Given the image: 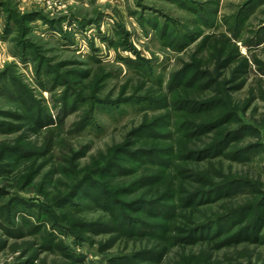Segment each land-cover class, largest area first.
<instances>
[{
	"label": "rangeland",
	"instance_id": "obj_1",
	"mask_svg": "<svg viewBox=\"0 0 264 264\" xmlns=\"http://www.w3.org/2000/svg\"><path fill=\"white\" fill-rule=\"evenodd\" d=\"M132 61H140V68ZM198 70L207 76L192 80ZM218 82L224 83L223 94L213 90ZM76 92L88 102L59 121L61 101L72 103ZM24 94L39 110H48L54 124L38 127L37 109L29 108ZM162 96L177 108L185 99L228 101L229 108L199 111L194 116L198 121L230 109L235 113L230 123L210 127L195 141L175 134L171 126L158 129L167 134L165 141L155 137L159 148L180 143L171 160L183 169L178 179L193 175L186 179L187 191L199 189L194 176L200 174L214 183L249 180L227 198L224 192L215 196H221L217 201L201 202L197 197L193 201H199L197 205L177 208L195 223L216 217L226 225L235 222L231 230H223L212 241L176 244L130 236L127 226L119 230L102 199L80 194L74 204L53 207L71 186L68 174L57 171L47 178L53 169L63 170L76 158L79 168L93 170L101 159L115 158L114 149L136 151L146 146L149 139L132 135L145 122L179 114L146 103H125L119 109L95 106L90 111L94 98ZM88 113L92 124L80 129ZM242 124L252 128L230 138L222 155L191 154L189 159L192 150L206 148ZM15 147L20 151H13ZM239 152L247 153L238 156ZM118 160L131 171L102 179L111 180L109 185L120 191L116 198L153 199L156 188L146 191L148 185L123 193L129 183L149 173L128 155L119 154ZM159 171L165 179L172 169ZM0 189L5 192L0 200V264H111L152 249L165 252L160 263L145 255L136 264H264V0H0ZM158 191L161 195L164 186ZM13 198L29 205L20 203L21 210L8 215L3 206ZM41 205L55 213L41 217ZM240 208H249L245 219L236 215L226 219L227 211ZM61 215L69 226L104 223L114 229L73 231L58 225ZM243 226L247 237L238 244H220ZM209 232L206 236L215 229Z\"/></svg>",
	"mask_w": 264,
	"mask_h": 264
},
{
	"label": "trees",
	"instance_id": "obj_2",
	"mask_svg": "<svg viewBox=\"0 0 264 264\" xmlns=\"http://www.w3.org/2000/svg\"><path fill=\"white\" fill-rule=\"evenodd\" d=\"M238 21L240 19L238 18ZM241 22V21H240ZM239 22V23H240ZM239 23H237L238 27ZM164 28V27H163ZM241 29V28H240ZM238 30V28H237ZM165 29H163V32ZM192 37V36H191ZM183 42L187 38L186 36L183 37ZM131 64V61H130ZM133 67L140 68V61H132ZM206 77L207 72L206 71H196L194 74L192 80H195L197 77ZM215 82V81H214ZM213 82V83H214ZM192 83V82H189ZM215 84V83H214ZM223 82H218V87L213 89L214 92L224 93L223 88L221 85H223ZM189 85V84H188ZM213 85V84H212ZM175 87V86H174ZM173 87V88H174ZM8 90V89H7ZM67 93V92H66ZM77 93V92H76ZM75 94V93H74ZM69 94H66L65 96H68ZM72 94H70L71 97ZM77 95L73 98V102L69 103V100H62L60 103L61 109L58 112L57 118L59 121H63L62 119L69 113V111L74 112L78 110L82 105L86 104L88 100L86 98H79ZM69 97V98H70ZM23 101L27 102L29 105V108L37 109L36 115L37 119L35 121V124L38 127L47 126L50 124H54L55 120H53L51 114L48 112V110H43V108H38L35 104H32L30 98H26V95L24 94L22 96ZM66 98V97H65ZM147 98V97H133V98H118L117 100H99V98H94V104L90 107V111L95 109L96 107H103L104 109H119V106L121 104H140L146 103V106L151 107H164V108H171V110L177 111L179 114L171 115L165 114L163 116H157L149 122H145L142 124L138 129H135L133 132V137H145L143 141L148 140V143H146V146H141L143 148H138V150L130 151L126 150L125 148H120L121 150H113L112 152L115 153L112 159L103 158L100 162H97L95 164L96 168L91 170V168H79V165L75 163L74 158L71 161L68 162V167L63 168V170L53 169V172H50L46 175V177H50L51 175H55V173L62 172L63 174H68V178L71 180L69 191L61 195L55 202L53 207H67L71 204L75 203V199L80 195H85L86 197L90 196L94 199H97L98 201L102 199V202H104V209L111 214H113V217L116 219L117 228L121 231H124L127 226L128 229V235L130 236H136V237H147V238H153L155 241L159 240H165L168 242L173 243H179V244H186V243H197L199 241H205V240H214L221 236L223 233H225V229L231 230V226H233L234 223H230L229 225L224 224V222L219 220L217 222V217L214 219H206L200 222H194L193 218L189 217H183L180 212H178L177 208L179 207H186L191 205H197L196 202L194 204V198L199 197L201 202H210V201H217L219 197L215 198L216 195L220 193H225V195H222L223 197H229L233 192H235L237 189L240 190L244 186H247L250 182L247 178L239 177L235 178L233 180H226L222 182L214 183L210 180L209 176L207 174H200L194 176V181L200 183V187L198 190H194L195 192L187 191V188L189 186V182L186 181V179H190L193 177L191 176H184L183 179L180 178V173H183V169H179L178 166H175L172 164L171 155L179 152L181 149L180 143L178 140L176 142H173L174 147H168L166 149L159 148L157 143H155V137L157 136L159 141H165L167 134H162L158 132V129L162 127H168L171 126L175 129L174 133H184L187 138H190V141H195L196 139H201V137L205 136L206 130L211 128H218L223 125H226L230 123L233 120V117L235 113L232 112L230 109L229 111H222L217 112L219 114H216L213 118L210 120H196L195 115L199 114V111H214L218 107H226L229 108L228 101L222 99V100H205L204 102H199L197 100L192 99H185L182 100L180 103L181 108L175 107L176 104H172L168 101L167 96H162V98ZM153 104V105H152ZM152 105V106H151ZM98 109V108H97ZM188 110V111H187ZM186 112V113H185ZM190 113H192L190 115ZM194 113V114H193ZM197 113V114H196ZM91 113H88L86 115L85 120L81 122L80 129H85L92 123L90 122ZM192 116V117H190ZM176 118V119H175ZM175 119L173 122L171 120ZM59 122V123H61ZM167 125V126H166ZM252 127L249 125L242 124L239 128H234L231 130L226 131L222 137H219L216 141H214L212 144L208 145L206 148L201 150H192L190 152V156L188 155L189 159L191 158V154H195L196 157L201 158L205 157L207 154H211L214 156H220L223 154L222 147L227 145L230 138L233 136H237L243 131L247 129H251ZM185 131V132H183ZM145 132H150V134L146 137L144 136ZM173 133V134H174ZM13 151H20L19 147L13 148ZM122 151L121 153H119ZM241 152V151H240ZM239 152L238 156H242V154ZM119 154H125L128 155V157L133 158L135 161H140V163L144 166L145 170L149 173L146 176H141L135 181L129 183L126 188L124 189L125 192L123 193H133L138 188H142L148 185V188L146 191H150L151 189L156 188V193L154 194V198H136L131 202H122L118 200L116 197L120 194V191L116 189V187L110 186L109 182L111 180H107L105 182L102 181L104 178L105 180L107 178H115L117 175L121 173H126L131 171L129 168H124L122 164L119 163L118 155ZM26 157H28L29 153H24ZM33 155V154H32ZM163 155L166 157L164 158ZM229 155V154H228ZM30 156V155H29ZM120 159V158H119ZM132 160V159H131ZM160 167H163L166 171L167 169H172L170 171V175L164 179L162 171H159ZM38 171V170H36ZM164 186L165 191L159 195L157 194L159 191L158 189ZM236 187V188H235ZM235 188V189H234ZM93 189H96L97 191H93ZM147 193V192H146ZM5 194L3 190L0 189V200L2 196ZM204 198V200H203ZM168 201H171L170 203H167ZM101 202V201H99ZM20 203L27 204V202L22 201V199L13 198L12 200H9L6 206L3 207L6 208V212L8 215L14 214L18 212L20 209ZM8 205V207H7ZM185 205V206H184ZM32 207V206H27ZM23 209V208H22ZM75 209V208H74ZM249 208H243L239 209L237 211L229 210L226 214V219L230 218L231 215H236L235 217H241V219H245L247 212ZM253 209V208H252ZM39 215L43 217L44 214L50 213V215L54 214L53 210L49 209L44 205H41L38 207ZM50 211V212H49ZM131 213H140L145 214V217H142L141 215L132 216ZM9 217V216H8ZM59 222L58 225L60 227H65V224L63 222V215L58 216ZM182 218L183 221L179 222L178 219ZM244 221V220H241ZM251 223V222H249ZM70 229H74V227L77 228H83V227H90L91 229L95 228H101L103 230H113V226H109L108 224L104 223H87L83 222L80 225H68ZM231 227V228H230ZM68 228V229H69ZM215 229V232L211 236H206L208 230L210 232ZM73 230V231H74ZM209 232V233H210ZM243 237H247V233H245V226L240 227L235 230V232L226 238H223L220 241V244L228 245V244H238ZM151 257L152 260H154L155 263H160L162 261V258L165 255V252H162L160 250L152 249L150 251L142 253L140 256L131 258V257H123L122 260H119L118 262L113 260L111 264H136L138 259H140L142 256ZM76 260V259H75ZM76 262H80L76 260ZM188 264H197L194 263H188ZM209 264V263H204Z\"/></svg>",
	"mask_w": 264,
	"mask_h": 264
}]
</instances>
